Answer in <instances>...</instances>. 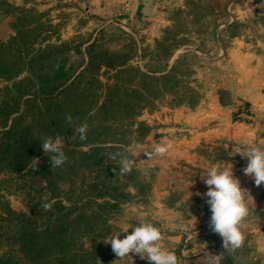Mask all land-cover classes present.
Listing matches in <instances>:
<instances>
[{"label":"trees","instance_id":"trees-1","mask_svg":"<svg viewBox=\"0 0 264 264\" xmlns=\"http://www.w3.org/2000/svg\"><path fill=\"white\" fill-rule=\"evenodd\" d=\"M35 21L33 12L20 9L16 37L33 22L40 24ZM48 30L35 28L31 39L0 42V80L8 83L0 87V170L21 177L33 192L28 212L8 207L0 212V264H102L99 257L110 264L116 258L112 250L99 254L112 233L106 211L119 209L146 188L136 168L122 175L109 157L119 151L132 158L127 146L150 131L138 117L154 106L163 88L179 81L172 69L143 71L130 65L104 36L73 49L86 60L69 73L61 57L72 46L60 39L48 42ZM168 32L164 40L171 41ZM163 42L157 47L169 56ZM84 122L89 130L81 141L75 129ZM44 136L64 138L68 160L62 167L51 170L40 144ZM34 158L39 164L33 171ZM45 196L51 210L41 207Z\"/></svg>","mask_w":264,"mask_h":264},{"label":"rangeland","instance_id":"rangeland-1","mask_svg":"<svg viewBox=\"0 0 264 264\" xmlns=\"http://www.w3.org/2000/svg\"><path fill=\"white\" fill-rule=\"evenodd\" d=\"M111 1L114 7L103 17L90 12L89 8L93 7L90 0H0V42L9 43L15 38L31 39L35 35V28L36 31L49 29V32L44 34L48 42H56L60 39L72 46V50L66 51L61 57L66 64L65 70L70 73L86 60L84 53H75L73 49L76 46L83 48L94 37L104 36L103 41L109 47L129 57L130 65L139 67L143 71L157 72L172 69L171 73L176 75L178 85L172 89L163 88L154 106L143 110L138 117L139 120H145L149 124V133L143 139L133 141L127 146L132 158L137 161L136 169L146 190L143 194L135 195L130 201L122 203L119 209L106 211L109 215L107 223L112 228L109 238L121 232L119 238L123 239L128 234L123 233V230L144 220L138 217V215L142 216L139 211L150 205L152 195L153 198H157L162 194L155 195L152 191L154 168H150L152 161L144 154L150 152L152 147L147 141L168 139L183 132L175 126L178 122L174 115L178 106L193 107L202 100H211L214 95L210 96V91H213L218 83L223 82L227 69L226 64L219 60L223 57L220 47L225 51L235 37L245 36L247 40L256 41L264 36L262 31L264 0H148L145 7L152 8L155 13H145L144 16L134 14L133 1L130 3L127 1L123 10L117 8L119 2ZM22 8L33 12L37 18L35 22L40 24L33 22L28 28L24 27L17 38L15 27L18 25ZM179 11L182 12L179 14ZM28 19H22L21 22L25 24ZM149 22L154 25H149ZM165 29L173 35V40H164L167 35L164 33ZM157 42L167 45L171 50L168 52L169 56H164V49L158 48ZM218 52L221 56L216 59ZM100 79L105 82L106 74L103 68ZM7 84L0 80V87ZM229 100L228 92L222 90L221 101ZM240 117L234 116L235 119ZM235 154V149H225L222 144L214 145L213 148L203 145L199 149L200 157L195 165L191 162L176 163L171 175L172 190L164 195H169L171 199L178 197L181 187L184 190L188 189L189 193L194 188L195 193L193 191L189 196L190 203L195 202L198 197L197 192L207 188L203 181L207 169L218 162L227 165L238 164L239 155ZM235 177L241 181L246 176L235 175ZM130 191L134 192L133 188H130ZM31 195L33 192L27 188V183L21 177L8 175L5 170H0V212L7 207L14 211L28 212L32 202ZM178 200L173 202L182 201ZM186 206L190 208V204ZM147 222L152 220L148 218ZM182 244L181 249H185L186 242L183 241ZM216 247L220 256L223 253L222 261L225 264H257L247 261L246 257L244 259L241 257L244 251L242 248L236 250L233 256L223 248L222 241L217 242ZM111 250V244H105L99 254L102 252L109 254ZM129 255L131 258H128L127 264H143L139 255L131 253ZM99 261L108 264L100 257ZM110 264L117 262L112 261Z\"/></svg>","mask_w":264,"mask_h":264},{"label":"crops","instance_id":"crops-1","mask_svg":"<svg viewBox=\"0 0 264 264\" xmlns=\"http://www.w3.org/2000/svg\"><path fill=\"white\" fill-rule=\"evenodd\" d=\"M90 1L94 8L89 10L97 16H106L107 11L114 7L111 0ZM116 1L119 2L117 8L120 10L125 9L127 1H133L134 14L137 16L155 13L152 8L145 7L148 0ZM149 25L154 24L149 22ZM220 49L223 57L220 58L218 52L216 59L220 58L227 69L223 82L210 91V96L214 95L211 100H202L193 107L178 106L174 115L178 122L175 126L183 132L168 139L147 141L152 149L168 142H171L172 148L165 156L151 159L149 166L154 168L152 191L155 195L162 194L157 198L152 195L150 205L140 210L142 216L138 217L144 219L141 222L149 218L162 228L165 237L163 245L176 252L181 264H223L216 247L222 239L209 228L211 212L204 195L208 188L200 190L203 194L198 191L197 200L193 203H190L189 195L194 188L189 193L188 189L181 187L178 197L171 199L169 195H164L172 190L171 175L176 163L191 162L195 165L203 145L213 148L214 145L222 144L225 149L251 143L264 145V36L256 41L247 40L245 36L235 37L225 51ZM222 90L230 95L228 102L221 101ZM234 116L241 117L234 120ZM239 159L238 164L228 165H233L236 176H245L242 169L246 167L247 161L240 155ZM249 192L252 196L247 198L250 215L245 222V242L241 247L244 251L241 257L264 264V185L257 187L254 183ZM178 199L182 201L173 202ZM187 204H190V208ZM183 241L186 242L185 249H181ZM231 255L235 256L234 253ZM142 260L143 264H149V261Z\"/></svg>","mask_w":264,"mask_h":264},{"label":"clouds","instance_id":"clouds-1","mask_svg":"<svg viewBox=\"0 0 264 264\" xmlns=\"http://www.w3.org/2000/svg\"><path fill=\"white\" fill-rule=\"evenodd\" d=\"M67 123H72V116H66ZM89 125L81 124L75 131L81 141L87 140ZM41 147L48 156L51 170L62 167L68 160L64 151V138L44 136L41 137ZM172 148L171 142L158 144L150 152H146L147 159L165 156ZM235 155L246 159L247 165L242 169L245 176L254 180L257 187L264 185V145L251 143L235 148ZM117 161L119 172L122 175L130 174L136 167L137 161L123 152H115L109 157ZM30 167L33 171L39 164V159L31 160ZM208 190L204 194L206 203L211 212L209 228L222 239V246L227 253H234L245 242V222L250 215L248 197L251 196L246 188L241 187L240 180L235 177L233 165L214 163L207 169L206 178L203 179ZM252 197V196H251ZM41 207L51 210L52 204L48 198H43ZM129 229L131 232L129 233ZM128 233L120 239V233L111 236L104 243L111 244L112 251L118 257L117 264H127L129 255H139L141 259L149 261V264H181L180 258L174 250L163 245L164 232L161 227L152 222H140L137 225L122 231ZM225 252V253H226ZM223 254V253H222ZM219 257L223 258V255Z\"/></svg>","mask_w":264,"mask_h":264},{"label":"built area","instance_id":"built-area-1","mask_svg":"<svg viewBox=\"0 0 264 264\" xmlns=\"http://www.w3.org/2000/svg\"><path fill=\"white\" fill-rule=\"evenodd\" d=\"M240 182H241V187L246 188L248 190L252 186V184H254V180L247 177V176L245 178L241 179Z\"/></svg>","mask_w":264,"mask_h":264}]
</instances>
